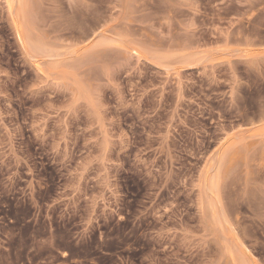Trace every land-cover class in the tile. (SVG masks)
<instances>
[{
  "label": "rangeland",
  "instance_id": "obj_1",
  "mask_svg": "<svg viewBox=\"0 0 264 264\" xmlns=\"http://www.w3.org/2000/svg\"><path fill=\"white\" fill-rule=\"evenodd\" d=\"M0 264H264V0H0Z\"/></svg>",
  "mask_w": 264,
  "mask_h": 264
}]
</instances>
